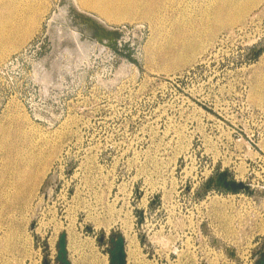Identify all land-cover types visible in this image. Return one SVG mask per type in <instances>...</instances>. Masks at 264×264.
Returning a JSON list of instances; mask_svg holds the SVG:
<instances>
[{
    "label": "rangeland",
    "instance_id": "374dc122",
    "mask_svg": "<svg viewBox=\"0 0 264 264\" xmlns=\"http://www.w3.org/2000/svg\"><path fill=\"white\" fill-rule=\"evenodd\" d=\"M29 5L31 35L1 39L0 264H61L62 232L74 264H111L118 234L128 264H257L264 0H0V20ZM220 171L248 188L203 189Z\"/></svg>",
    "mask_w": 264,
    "mask_h": 264
},
{
    "label": "bare ground",
    "instance_id": "6f19581e",
    "mask_svg": "<svg viewBox=\"0 0 264 264\" xmlns=\"http://www.w3.org/2000/svg\"><path fill=\"white\" fill-rule=\"evenodd\" d=\"M82 3L84 4H87V5H90L93 4L95 5L94 7H96L97 9H99L101 12H105V13H108L110 12L111 10H113L114 8L112 7H116V6H119L121 5H130L132 3L133 0H80ZM139 1V0H138ZM146 3V2H144ZM112 5V6H111ZM140 5H142L140 3ZM139 5V6H140ZM145 5V4H144ZM111 6V7H110ZM30 8L34 9L31 13V10H30V13L27 14V15H19L17 17H15L14 19L13 18H8V17H3L2 20H0V29H3L4 31L0 34V55L1 54H4L6 52V50L8 49L5 45H3V42L1 41V39L3 38L4 35L6 34H16V37L13 39V43L12 44H17L20 39H23L29 35H31V33L33 32V28H34V23L37 19V16H38V12L36 10H38L39 8L36 7L34 5H29ZM245 8V7H244ZM223 10V9H222ZM143 12V11H142ZM243 12V10H242ZM235 13V12H234ZM235 15V14H234ZM237 15V14H236ZM222 17V16H221ZM236 18V17H235ZM238 18V17H237ZM17 19V20H16ZM121 19V18H120ZM217 19V18H216ZM225 19V18H224ZM222 19V20H224ZM234 19V17H233ZM16 20V21H15ZM14 24H10L9 22H14ZM227 21V19H226ZM216 22V21H215ZM11 41V40H10ZM11 44V45H12ZM14 48V46H13ZM8 54V52H7ZM27 164V163H26ZM38 167V166H36ZM10 170V169H9ZM2 178V177H1ZM55 178V177H54ZM54 180V179H53ZM52 181V180H50ZM54 182V181H53ZM52 183V182H51ZM47 185V184H46ZM48 187V186H47ZM51 187V185H50ZM46 188V187H45ZM9 189V188H8ZM49 189V188H48ZM11 190V188H10ZM11 192V191H10ZM8 193V192H7ZM10 194V193H9ZM3 195V194H2ZM6 195V194H5ZM6 198V196H5ZM8 198V197H7ZM4 199V198H3ZM3 203H4V200H3ZM25 203V202H24ZM21 205V204H20ZM19 205V206H20ZM18 206V205H16ZM22 206H24L22 204ZM25 208V206H24ZM222 208V207H221ZM2 209V208H1ZM1 211V210H0ZM218 216L220 215L221 217H223L225 220L223 221H228L229 223L231 222V215H227L226 216V210L224 209L223 210H220L217 212ZM228 216L230 219H228ZM231 224V223H230ZM226 225L227 227H229V225L227 224L226 222ZM229 229H232V224H231V227ZM230 231V230H229ZM91 244H93L92 240H91ZM90 247V246H89ZM67 248H68V243H67ZM126 250H127V245H126ZM93 258V257H92ZM95 258V257H94ZM71 259V258H70ZM101 259V258H100ZM98 260V259H97ZM71 261L73 262V264L75 262H77L78 260L74 259ZM92 261V260H91ZM106 262V261H105Z\"/></svg>",
    "mask_w": 264,
    "mask_h": 264
},
{
    "label": "water",
    "instance_id": "95a60500",
    "mask_svg": "<svg viewBox=\"0 0 264 264\" xmlns=\"http://www.w3.org/2000/svg\"><path fill=\"white\" fill-rule=\"evenodd\" d=\"M212 187L224 188L226 190L237 191L239 189H247L248 185L243 181L230 176L228 171H220L217 175L208 179L203 186V189H210ZM113 247L110 249V263L111 264H128L127 251H126V238L124 234H118L111 237ZM68 237L66 232H62L58 242L57 258L61 264H73L70 259L69 251L67 248ZM233 255L234 252L230 251ZM45 264H48L45 262ZM257 264H264V255L259 258Z\"/></svg>",
    "mask_w": 264,
    "mask_h": 264
},
{
    "label": "flooded vegetation",
    "instance_id": "af4514ba",
    "mask_svg": "<svg viewBox=\"0 0 264 264\" xmlns=\"http://www.w3.org/2000/svg\"><path fill=\"white\" fill-rule=\"evenodd\" d=\"M263 255H264V254H262V256H263ZM262 256H261V257H262Z\"/></svg>",
    "mask_w": 264,
    "mask_h": 264
}]
</instances>
